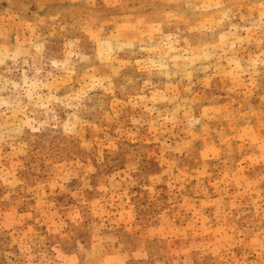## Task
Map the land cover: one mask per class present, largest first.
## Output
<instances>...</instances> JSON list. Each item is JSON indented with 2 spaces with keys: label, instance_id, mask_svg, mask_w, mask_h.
<instances>
[{
  "label": "rangeland",
  "instance_id": "374dc122",
  "mask_svg": "<svg viewBox=\"0 0 264 264\" xmlns=\"http://www.w3.org/2000/svg\"><path fill=\"white\" fill-rule=\"evenodd\" d=\"M0 264H264V0H0Z\"/></svg>",
  "mask_w": 264,
  "mask_h": 264
}]
</instances>
